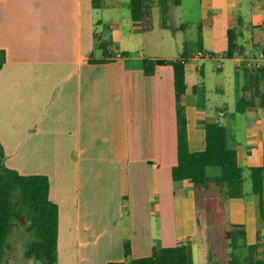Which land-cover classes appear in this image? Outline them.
Instances as JSON below:
<instances>
[{
	"label": "crops",
	"instance_id": "crops-1",
	"mask_svg": "<svg viewBox=\"0 0 264 264\" xmlns=\"http://www.w3.org/2000/svg\"><path fill=\"white\" fill-rule=\"evenodd\" d=\"M239 1L225 0L226 11ZM213 2L201 0V21L207 20L208 10L222 18ZM98 9L91 0H0L4 166L22 176L48 178L49 200L58 208L57 264H128L149 257L152 248L182 244L190 246L193 264H207L206 249L195 242L192 183L171 178L177 161L172 67L155 65L151 76L143 74L144 60H179L185 42L176 51L168 38L155 36L152 23L149 31H141L130 18L128 3L124 23L97 22L109 32L101 39L93 19ZM230 19L223 32L226 46L228 32L241 23ZM213 27L211 20L201 29L200 43L194 37L196 50L213 58L200 62L187 53V145L192 152L202 151L205 124H221L244 171V185L246 178L250 183V168L263 167L264 189V108L240 111L241 60L258 58L264 25H250L248 48L236 42L240 55L231 58L226 47L215 51L209 40ZM168 28L157 27L161 32ZM252 33L259 34L258 48ZM102 41L108 43L106 62H89L103 59ZM170 47L175 51L169 55ZM252 49L258 54L252 55ZM198 61L202 65H192ZM206 174L217 177L219 170L209 167ZM244 185L242 198L224 203L226 223L244 229L245 247L239 250L256 246L254 252L264 254V217L258 215L251 185V200H245ZM188 220L189 228L183 223Z\"/></svg>",
	"mask_w": 264,
	"mask_h": 264
},
{
	"label": "trees",
	"instance_id": "trees-1",
	"mask_svg": "<svg viewBox=\"0 0 264 264\" xmlns=\"http://www.w3.org/2000/svg\"><path fill=\"white\" fill-rule=\"evenodd\" d=\"M104 0H91L92 7L98 9ZM113 4V3H112ZM175 7L180 0H172ZM151 5H156L161 25L166 27L164 19L168 13V0H129L130 18L141 25V31L151 29ZM211 24V20L200 21L197 37L200 43V32ZM184 28L183 25L179 29ZM256 28H253V30ZM254 47H260V37L252 33ZM107 42H99L103 59L89 60L93 63H104L109 57ZM237 51L238 54L235 53ZM264 56V47L261 49ZM226 56L231 58L240 55V47L235 44V33L227 34ZM4 62L0 52V67ZM187 53L183 52L179 60L143 61V74L151 76L155 65H168L173 70V87L176 105L177 125V161L171 169L173 181H190L196 197L195 223L196 240L205 242L206 230L212 228L217 237L229 242L233 250H239L245 238L242 226H227L224 203L229 199L243 197L244 171L237 163L236 152L229 147L224 126L208 121L204 126L205 146L200 152H192L187 145L186 121L183 99L186 91ZM243 85L241 87L240 111L248 108H264V68H242ZM214 167L219 170L217 177H209L206 169ZM263 167L250 168L249 181L251 196L257 206L258 215L264 217V189L262 181ZM57 205L49 200V181L43 175L22 176L4 166V152L0 145V264H4L8 248V238L15 227L25 226L30 233L31 241L27 244L25 257L40 264H57ZM124 259H129L130 249L123 245ZM256 246H248L246 250L254 253ZM108 264H127L115 262ZM128 264H193L191 249L188 244L171 248H152L147 258L130 260ZM207 264H242L235 256L230 259L213 260L207 255ZM253 264H264V260H256Z\"/></svg>",
	"mask_w": 264,
	"mask_h": 264
},
{
	"label": "rangeland",
	"instance_id": "rangeland-1",
	"mask_svg": "<svg viewBox=\"0 0 264 264\" xmlns=\"http://www.w3.org/2000/svg\"><path fill=\"white\" fill-rule=\"evenodd\" d=\"M106 1L109 3H107L105 8L93 11V19L96 23V33L101 37V39L105 38L106 36L108 37L109 35V32L106 30L107 25L118 21L124 23L125 20L128 19V0H104L101 2V4H104ZM200 2L201 0H180V5L175 7L172 4V0H168L169 9L164 22L169 28L165 32H161L159 29H157L162 20L157 6L154 5L151 9L150 17L151 23L155 26V36L158 38H160V36L168 38V46L171 45L175 47L176 51L177 49L180 50L179 46L180 41L182 40V42H185V45L183 43V48L180 51L194 53L195 56L199 51L196 50L197 44L194 43V37L197 35V27L201 21L202 11H200ZM224 2L225 0H214L213 2V11H217L218 13L221 12L222 18L213 17L214 14L208 10L207 19L212 20L214 23V27L212 29L213 35L211 38H209V40L212 42L215 51L224 50L226 47V40L224 39L225 36H223L224 28L228 23V19L236 17L240 19L241 23L235 28V30H233L235 33V43L238 42L247 49L249 45V26L252 24L264 25V0H240L239 2L235 3L234 8H232L231 11H226ZM98 21H101L103 25L107 24L106 27L98 24ZM181 25H183L184 28L180 30L179 27ZM255 36L259 37V34H256ZM242 37L244 41L242 40ZM112 41L114 42L113 37ZM206 41H208V37ZM173 47L167 49V53L169 55L170 53H173L172 50L175 51ZM251 51L253 53L252 55L258 54L257 49H252ZM158 53L161 54L162 50L160 49ZM216 53L217 52H215L214 55L217 56L218 54ZM198 60L202 62V60ZM199 61L192 62V65H202V63ZM229 100L231 99L229 98ZM245 181L244 198L245 200L250 201V183L248 182V178H246ZM191 222L192 221L188 220L187 222L183 223L187 228H189L191 227V225H189L192 224ZM24 227L25 226L15 227L10 234L7 241L8 248L5 253L4 264H40L35 262L33 259L25 257L26 246L31 241V236L29 235L30 233H26ZM195 242L197 243L196 239ZM198 245L205 248L207 254L213 260H218L221 258L230 259L231 256H235L242 262V264H253L256 260L264 259V254L262 253H250L245 250H233L230 247L229 242L217 237L215 231L212 228L206 230L205 242ZM199 261L201 260L195 255V262L198 263Z\"/></svg>",
	"mask_w": 264,
	"mask_h": 264
},
{
	"label": "built area",
	"instance_id": "built-area-1",
	"mask_svg": "<svg viewBox=\"0 0 264 264\" xmlns=\"http://www.w3.org/2000/svg\"><path fill=\"white\" fill-rule=\"evenodd\" d=\"M238 57V56H237ZM258 58H252L250 60H241L242 67L244 68H264V56L262 51L257 56ZM195 59L211 60L213 55L208 52L198 51L194 56Z\"/></svg>",
	"mask_w": 264,
	"mask_h": 264
}]
</instances>
